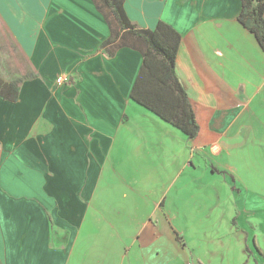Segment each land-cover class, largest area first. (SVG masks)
Instances as JSON below:
<instances>
[{"label": "crops", "instance_id": "crops-1", "mask_svg": "<svg viewBox=\"0 0 264 264\" xmlns=\"http://www.w3.org/2000/svg\"><path fill=\"white\" fill-rule=\"evenodd\" d=\"M123 1L181 35L198 134L131 99L142 55L104 44L93 0H0L19 87L0 99V264H264V49L240 1Z\"/></svg>", "mask_w": 264, "mask_h": 264}, {"label": "trees", "instance_id": "trees-1", "mask_svg": "<svg viewBox=\"0 0 264 264\" xmlns=\"http://www.w3.org/2000/svg\"><path fill=\"white\" fill-rule=\"evenodd\" d=\"M239 1L241 11L238 21L255 36L264 49V0ZM93 2L96 9L104 15L111 31L110 39L104 44L112 43L119 37L117 46H127L138 50L142 55L141 68L130 91L131 99L181 129L188 139L197 136L199 127L191 101L176 74L181 35L163 21H159L152 29H139L127 17L123 0ZM113 24L121 34L114 29ZM18 96L17 83L0 78V99L15 102Z\"/></svg>", "mask_w": 264, "mask_h": 264}, {"label": "built area", "instance_id": "built-area-1", "mask_svg": "<svg viewBox=\"0 0 264 264\" xmlns=\"http://www.w3.org/2000/svg\"><path fill=\"white\" fill-rule=\"evenodd\" d=\"M67 81V78L65 76H58L56 78V82L59 83V84H63L64 82ZM186 264H191L190 262H187Z\"/></svg>", "mask_w": 264, "mask_h": 264}, {"label": "rangeland", "instance_id": "rangeland-1", "mask_svg": "<svg viewBox=\"0 0 264 264\" xmlns=\"http://www.w3.org/2000/svg\"><path fill=\"white\" fill-rule=\"evenodd\" d=\"M4 60H2V58H0V65L2 66L3 68V65H5V62H3ZM6 61V60H5ZM0 72H3V73H6V69H1L0 68ZM154 130V129H153Z\"/></svg>", "mask_w": 264, "mask_h": 264}]
</instances>
